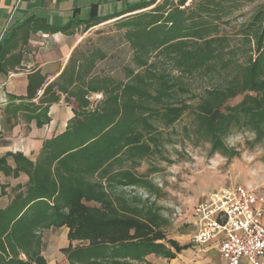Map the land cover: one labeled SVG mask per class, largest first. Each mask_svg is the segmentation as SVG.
I'll return each mask as SVG.
<instances>
[{"label": "trees", "instance_id": "trees-1", "mask_svg": "<svg viewBox=\"0 0 264 264\" xmlns=\"http://www.w3.org/2000/svg\"><path fill=\"white\" fill-rule=\"evenodd\" d=\"M254 1L141 0L120 16L63 29L87 32L120 18L131 57L116 78L99 70L106 52L80 44L37 116L38 127L50 123L63 95L73 112L66 130L35 161L0 158V180L27 178L0 184V264H48L49 233L62 228L71 243L85 242L63 250L68 264H144L187 248L166 241L158 210L136 193L158 191L149 179L157 169L139 170L163 155L169 130L186 117L187 139L212 154L238 157L226 145L235 133L254 136L250 150L264 143V3L239 23ZM36 95L30 84L20 100Z\"/></svg>", "mask_w": 264, "mask_h": 264}, {"label": "crops", "instance_id": "crops-1", "mask_svg": "<svg viewBox=\"0 0 264 264\" xmlns=\"http://www.w3.org/2000/svg\"><path fill=\"white\" fill-rule=\"evenodd\" d=\"M140 1L0 0V158L13 153L35 161L44 143L63 133L73 117L72 106L62 95L61 101L49 108L50 123L37 126L39 109L45 106L40 105L45 89L60 77L81 43L79 29H63L73 20L87 22L120 16ZM30 84L36 97L20 100L27 98ZM39 85L42 87L36 90ZM95 98L100 99L101 95H94ZM6 179L12 178L2 176L0 184H5ZM26 179L22 175L12 180L23 183ZM61 231L64 237L58 236ZM68 235L66 228L50 231L49 250L58 241L68 248ZM182 246L187 248L174 259L150 255L144 264H221L217 240ZM47 259L48 264H56L48 253ZM61 261L60 264H68L65 255ZM241 264L250 263L243 260Z\"/></svg>", "mask_w": 264, "mask_h": 264}, {"label": "rangeland", "instance_id": "rangeland-1", "mask_svg": "<svg viewBox=\"0 0 264 264\" xmlns=\"http://www.w3.org/2000/svg\"><path fill=\"white\" fill-rule=\"evenodd\" d=\"M163 1L159 0L158 3ZM262 3L264 0L248 3L243 10L245 17L240 19L239 23L247 20L254 8ZM119 22H108L87 32L83 27L79 29L80 44L84 48L102 49L108 54L107 60L99 63V70L111 73L116 78L123 77L122 67L131 57L129 47L123 39L124 31L118 27ZM190 120L186 117L175 128L170 129L169 136L164 140L163 155L154 156L139 170L145 172L148 168L157 169L149 179L158 191L152 194L145 193L144 190L136 192L142 197L145 206L158 210L166 241H175L180 246L191 244L196 229L195 208L198 204L225 188L236 184L255 186L264 180V143L250 150L247 141L252 140L254 136L248 132L239 133L243 135L242 143H237L235 147H229L227 143L226 145L237 150L240 155L227 159L220 154H212L210 145L196 146L187 139L184 127ZM5 182L14 187L19 181L6 179ZM58 234L59 237L65 236L64 231ZM84 243L80 240L70 242V245L77 247ZM64 246L65 244L58 241V244L48 251V258L60 264L65 255Z\"/></svg>", "mask_w": 264, "mask_h": 264}, {"label": "built area", "instance_id": "built-area-1", "mask_svg": "<svg viewBox=\"0 0 264 264\" xmlns=\"http://www.w3.org/2000/svg\"><path fill=\"white\" fill-rule=\"evenodd\" d=\"M195 219L191 242L217 240L221 264H264V180L223 189L197 205Z\"/></svg>", "mask_w": 264, "mask_h": 264}, {"label": "clouds", "instance_id": "clouds-1", "mask_svg": "<svg viewBox=\"0 0 264 264\" xmlns=\"http://www.w3.org/2000/svg\"><path fill=\"white\" fill-rule=\"evenodd\" d=\"M243 142V135L237 133L235 136H229L226 138V143L229 147H235L237 143Z\"/></svg>", "mask_w": 264, "mask_h": 264}]
</instances>
